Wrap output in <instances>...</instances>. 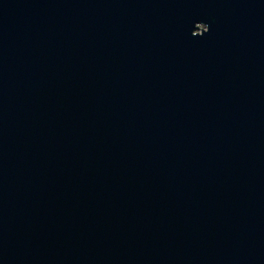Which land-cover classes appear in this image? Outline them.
Here are the masks:
<instances>
[{
    "label": "water",
    "instance_id": "95a60500",
    "mask_svg": "<svg viewBox=\"0 0 264 264\" xmlns=\"http://www.w3.org/2000/svg\"><path fill=\"white\" fill-rule=\"evenodd\" d=\"M0 264H264V0H0Z\"/></svg>",
    "mask_w": 264,
    "mask_h": 264
}]
</instances>
